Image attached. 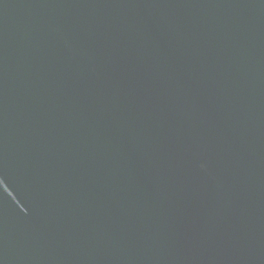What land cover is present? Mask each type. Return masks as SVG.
I'll return each mask as SVG.
<instances>
[{"label":"water","instance_id":"water-1","mask_svg":"<svg viewBox=\"0 0 264 264\" xmlns=\"http://www.w3.org/2000/svg\"><path fill=\"white\" fill-rule=\"evenodd\" d=\"M0 264H264V0H0Z\"/></svg>","mask_w":264,"mask_h":264}]
</instances>
